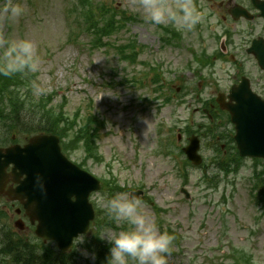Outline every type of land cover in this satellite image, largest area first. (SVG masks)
<instances>
[{
	"label": "rangeland",
	"instance_id": "obj_1",
	"mask_svg": "<svg viewBox=\"0 0 264 264\" xmlns=\"http://www.w3.org/2000/svg\"><path fill=\"white\" fill-rule=\"evenodd\" d=\"M66 1L13 0V3L21 4L25 12L16 21L7 19L0 12V42L31 40L40 61L36 92L43 96L55 93V106L61 103V96L66 97V112L69 115L76 110L86 114L90 101L91 110L105 120L106 126L98 144L104 162L96 164L89 160L85 170L97 178L112 174L126 189L143 186L153 204L167 211L162 214L164 224L177 229L182 236L179 248L168 257L167 264H233L237 251H245L254 264H264V214L253 206L248 197L251 161L244 160L236 175L220 177L217 189L204 186L201 168L188 166L186 188L191 199L185 201L179 194L182 178L177 173L174 159L156 154V128L162 125L165 137L171 122H176L180 116L190 115L195 124L202 117L185 113L175 104L158 111L155 106L144 103L142 98L152 97L147 80L141 78L143 88L137 83L124 82L131 79L134 66L120 62L113 48L91 50V38L79 35L74 29ZM94 1L116 6L119 11L139 19V22L126 25V31L111 38L112 44L126 41L128 37L135 38L147 47L140 60L153 66L160 65L163 76L164 60L170 61L172 66L176 65L175 60L164 57L158 29L143 19L137 0ZM5 3L6 0H0V9ZM208 27L202 24L200 35L195 33L191 39L185 37V45L210 51L213 43ZM2 51L3 47H0ZM134 75H139V70ZM216 78L222 79L223 74L219 73ZM225 85L224 82L219 88L223 90ZM176 135L174 132V137ZM202 138L201 155L208 164L212 154L210 142ZM181 142H178L179 147ZM83 156L84 153L78 151L69 159L79 163ZM215 172V168L208 165L205 175L211 177ZM101 195L104 194L92 195L91 202L98 206L97 199ZM3 204L5 202L0 198V207ZM143 205L146 215L155 221L152 206ZM113 231L104 230L101 236L111 235ZM78 263L89 264V261L81 256Z\"/></svg>",
	"mask_w": 264,
	"mask_h": 264
},
{
	"label": "clouds",
	"instance_id": "obj_2",
	"mask_svg": "<svg viewBox=\"0 0 264 264\" xmlns=\"http://www.w3.org/2000/svg\"><path fill=\"white\" fill-rule=\"evenodd\" d=\"M137 8L151 25H170L182 33L193 31L204 19V13L198 10L194 0H137ZM0 12L7 19L16 21L25 8L13 0H6ZM0 47H3L0 75L39 71L40 61L31 40L0 42ZM97 204L119 229L106 237H98L107 249L102 264H167L173 239L146 215L141 199L129 192H117L99 196ZM87 241L86 236L82 237L77 251L89 264H96L97 253L85 247Z\"/></svg>",
	"mask_w": 264,
	"mask_h": 264
},
{
	"label": "water",
	"instance_id": "obj_3",
	"mask_svg": "<svg viewBox=\"0 0 264 264\" xmlns=\"http://www.w3.org/2000/svg\"><path fill=\"white\" fill-rule=\"evenodd\" d=\"M264 108V104L262 105ZM234 121L237 126V142L241 145V150L248 155L262 156L264 158V109L253 110L243 114L241 110L235 112ZM55 137H41L31 140L29 146L20 150L21 158L26 166V180L21 182V187L10 192L12 198H27L26 209L28 213L36 215L41 222L40 230L48 228L44 221H56L69 228L81 229L91 217L89 207L86 202V195L90 188L94 186L92 179L81 173L77 175L73 170H68L65 175L61 162L64 159L59 156L56 147ZM19 151L6 150L4 154L0 151V190L4 184L6 176L4 168L8 164L16 161V167H22L18 162ZM3 158V160H2ZM195 163L198 161L192 157ZM21 174V173H20ZM15 175L16 177L19 176ZM30 190L31 192H27ZM77 197L76 202H71L68 195ZM56 208V211L52 210ZM44 210V221L38 213Z\"/></svg>",
	"mask_w": 264,
	"mask_h": 264
},
{
	"label": "trees",
	"instance_id": "obj_4",
	"mask_svg": "<svg viewBox=\"0 0 264 264\" xmlns=\"http://www.w3.org/2000/svg\"><path fill=\"white\" fill-rule=\"evenodd\" d=\"M77 1V0H76ZM79 5L83 6V2L89 6L88 0H78ZM82 14L87 17H92V12L90 9L81 8ZM113 29H115L114 19L110 17L105 23L101 26H97L96 31L101 35L110 34ZM32 75H30L31 77ZM29 82V80H28ZM26 82L23 79L21 73H17L11 76H4L0 75V95L17 99L16 104L13 108L10 109L9 112H4L0 109V117L7 118L16 124L22 123L20 120L21 113L25 112L24 120H29V110L31 109L32 103L26 99L27 98V91L29 89L26 87ZM16 93H14V92ZM26 91L25 93H22ZM22 95L24 99L22 98ZM3 96H0V104L5 103ZM44 109V108H43ZM44 115L51 117V120H46ZM57 115V116H56ZM56 115H52V113L45 111L44 114H41L38 123L37 122H30L29 125L31 126L32 131L46 133V134H56L61 139H65L64 147L67 149L69 145H73L76 143H81L86 148H88L89 143L92 141L90 131L88 129L87 123H82V127H80L75 133L72 130V125H76V122H71L68 118H64L60 113H56ZM64 119L68 122H63L61 124L60 119ZM63 147V148H64ZM260 195L264 197V182L261 184V191ZM99 243V241H97ZM173 243H175V239H173ZM103 249L100 248L98 250L99 256L103 255ZM101 259V258H100Z\"/></svg>",
	"mask_w": 264,
	"mask_h": 264
},
{
	"label": "flooded vegetation",
	"instance_id": "obj_5",
	"mask_svg": "<svg viewBox=\"0 0 264 264\" xmlns=\"http://www.w3.org/2000/svg\"><path fill=\"white\" fill-rule=\"evenodd\" d=\"M234 5L242 6L243 8H245L249 12V14L252 16L251 20L261 21V19L259 18L258 11L252 6V3L250 0H231V3H229L226 0L225 4H222V3L218 4L217 7L219 8L218 11H219L220 18L223 20L225 19L232 20L230 16L231 15L230 11L232 10ZM239 20L243 21L244 19H239ZM232 30L234 32L233 38H232L233 42L230 43L229 49L233 53L236 54V57L238 59H240L241 57V52H243V54L245 55L244 59L242 60L243 62L241 60H238L239 61L238 65H235L236 67L235 75L239 73L240 67H242V65L246 67L253 65V67H255V69L258 71L257 63L254 57L248 54V48L251 44L252 39H254L257 36L259 37V33H257L256 31V27H246L244 30H238L236 27H233ZM240 77H242V75H240ZM247 77L249 78L248 80L250 82V85L253 87V90L257 91V93H260V90L256 87L257 82H254V80L250 77L249 74H247ZM233 79H235V76H233ZM10 235H16L17 237L16 242L20 240L25 242V244H20L21 248H24L25 246H27L29 251L35 248V245H33L34 243L31 245L32 229L30 226H24L23 230L20 232H16L14 229H10L7 232V235L4 232L0 231V238L2 239ZM5 246L7 249H12V250L17 249L15 245L11 244L9 241H6ZM0 249H1V242H0ZM10 259L11 257L9 256L8 253L0 252V262L1 263L6 260H10Z\"/></svg>",
	"mask_w": 264,
	"mask_h": 264
}]
</instances>
